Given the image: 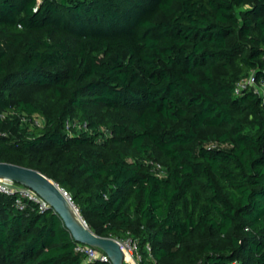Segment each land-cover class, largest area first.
<instances>
[{
  "label": "trees",
  "instance_id": "1",
  "mask_svg": "<svg viewBox=\"0 0 264 264\" xmlns=\"http://www.w3.org/2000/svg\"><path fill=\"white\" fill-rule=\"evenodd\" d=\"M252 74L264 0H0V162L142 264H264V98L235 94ZM79 245L0 196V264H106Z\"/></svg>",
  "mask_w": 264,
  "mask_h": 264
},
{
  "label": "water",
  "instance_id": "2",
  "mask_svg": "<svg viewBox=\"0 0 264 264\" xmlns=\"http://www.w3.org/2000/svg\"><path fill=\"white\" fill-rule=\"evenodd\" d=\"M0 178L11 180L35 191L63 220L75 242L104 252L112 264H125L119 242L96 235L84 221L71 198L56 182L37 170L2 162H0Z\"/></svg>",
  "mask_w": 264,
  "mask_h": 264
},
{
  "label": "built area",
  "instance_id": "3",
  "mask_svg": "<svg viewBox=\"0 0 264 264\" xmlns=\"http://www.w3.org/2000/svg\"><path fill=\"white\" fill-rule=\"evenodd\" d=\"M254 89L257 93L261 94L264 98V80L258 82L255 74L250 75L248 78L243 79L238 83L235 94L237 96L243 95L246 91ZM3 134L0 132V136ZM148 165L152 166V171L160 178L165 177L166 173L160 164L153 162ZM68 197V193H66ZM0 196H6L14 199V204L17 210L25 212L31 207H36L40 212L44 213L51 210L50 205L43 200L35 191L15 183L11 180L0 178ZM118 241V240H117ZM125 257V264H142L143 257L140 254L138 242L129 238L127 240L118 241ZM151 252V248L147 247ZM77 252L84 254L89 262L99 261L106 264H112L110 258L102 251L85 245H79L76 249ZM127 255L131 260H126Z\"/></svg>",
  "mask_w": 264,
  "mask_h": 264
},
{
  "label": "bare ground",
  "instance_id": "4",
  "mask_svg": "<svg viewBox=\"0 0 264 264\" xmlns=\"http://www.w3.org/2000/svg\"><path fill=\"white\" fill-rule=\"evenodd\" d=\"M76 215H77V217H79L80 215L76 212ZM126 260L128 261V262H130V260H131V258H130V256L129 255H127V257H126Z\"/></svg>",
  "mask_w": 264,
  "mask_h": 264
},
{
  "label": "rangeland",
  "instance_id": "5",
  "mask_svg": "<svg viewBox=\"0 0 264 264\" xmlns=\"http://www.w3.org/2000/svg\"><path fill=\"white\" fill-rule=\"evenodd\" d=\"M251 6H252V4H249L247 7H245V9H246V8H249V7H251ZM43 106H44V104H43Z\"/></svg>",
  "mask_w": 264,
  "mask_h": 264
}]
</instances>
